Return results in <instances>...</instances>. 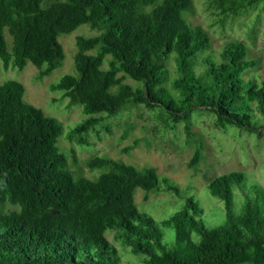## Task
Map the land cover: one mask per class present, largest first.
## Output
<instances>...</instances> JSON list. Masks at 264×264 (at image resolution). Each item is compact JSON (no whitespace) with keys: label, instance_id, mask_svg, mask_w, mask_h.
Here are the masks:
<instances>
[{"label":"trees","instance_id":"1","mask_svg":"<svg viewBox=\"0 0 264 264\" xmlns=\"http://www.w3.org/2000/svg\"><path fill=\"white\" fill-rule=\"evenodd\" d=\"M210 1L214 15L228 18L254 0ZM192 6V0H0V61L4 70L19 72L30 63L41 80L63 63L60 35L81 25L99 31L76 38V75L65 74L48 87L81 107L85 118L65 134L75 144L89 145L83 134L102 122L101 115L115 116L127 106L155 112L169 129L180 124L188 141L195 111L213 115L220 128L258 134L264 130V82L244 81L254 64L238 42H227L219 62L206 56L196 70L210 37L184 18ZM171 58L173 79L167 68ZM127 78L140 86L124 83ZM24 92L16 80L0 85V264H119L107 232H116L141 264H264L260 184L248 183L241 172L214 177L207 189L223 203L225 222L207 228L203 210L188 197L184 208L163 222L174 232L169 248L159 224L138 210L134 193L164 190L178 196V187L152 168L139 170L98 156L86 167L107 172L95 180L76 178L57 146L62 123L24 102ZM200 146L190 168L201 160ZM71 158L74 162V152Z\"/></svg>","mask_w":264,"mask_h":264},{"label":"rangeland","instance_id":"2","mask_svg":"<svg viewBox=\"0 0 264 264\" xmlns=\"http://www.w3.org/2000/svg\"><path fill=\"white\" fill-rule=\"evenodd\" d=\"M241 1L246 3L250 0ZM192 4L191 11L183 14L184 18L191 26H201L210 37L209 50L199 55L196 70L199 72L200 63L206 56L219 62L224 45L238 42L246 48L247 60L254 64L242 75L244 81L264 82V0H254L244 12L228 18L214 15L210 0H192ZM98 34L99 31L81 25L70 34L60 35L58 42L64 51L63 63L41 80L36 79L37 69L30 63L19 72L11 68L4 70L0 61V85L9 79L21 83L25 89L24 102L62 123L64 134L58 139L57 146L67 156L69 170L76 178L95 180L107 172L106 168L89 170L86 167L88 159L98 156L132 165L139 170L152 168L159 177L170 179L179 189L178 196L164 190L145 193L136 189L134 193L138 210L149 214L162 228L163 242L167 247L174 245V232L163 222L184 208L188 197L203 210L201 220L207 228L220 226L226 220L225 208L221 201L210 194L207 184L216 176L241 172L248 183L256 182L264 188V130L251 134L234 126L220 128L215 124L213 115L195 111L191 116L193 140L188 141L180 124L169 129L155 112L142 106H127L115 116L101 115L102 122L83 134L89 145L67 141L65 134L85 117L80 106L61 98V92H50L48 87L65 74L76 75L73 59L76 38ZM5 38L10 49L11 38L7 33ZM102 68L105 69L106 65ZM167 68L169 78L173 79L176 75L173 58L168 60ZM123 82L133 87L140 86L128 78ZM199 144L201 160L195 168H190L188 163ZM128 147L134 148L124 153L123 150ZM71 152H74V162ZM234 211H241L238 200L234 204ZM105 236L118 250L119 264H141L140 256L123 247L117 240L116 232H107ZM192 239L198 241L199 236L193 233Z\"/></svg>","mask_w":264,"mask_h":264}]
</instances>
